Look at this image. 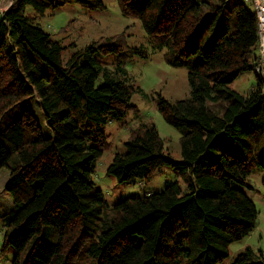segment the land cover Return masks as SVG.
Segmentation results:
<instances>
[{
  "label": "trees",
  "instance_id": "obj_1",
  "mask_svg": "<svg viewBox=\"0 0 264 264\" xmlns=\"http://www.w3.org/2000/svg\"><path fill=\"white\" fill-rule=\"evenodd\" d=\"M117 1L166 64L187 71L190 96L155 101L166 124L182 134L181 161L165 153L154 126L141 124L106 174L120 184L148 185L166 168L185 187L169 182L106 206L92 171L109 146L106 126L134 112L136 89L127 83L125 63L148 55L125 50L124 38L113 36L64 60V47L39 19L70 5L104 10L103 0H12L0 13V120L35 98L51 133L45 137L28 110L0 127V172L7 170L3 190L11 200L0 216L2 248L14 250L12 264H221L228 247L255 228L256 207L242 191L253 169L264 171L254 12L241 0ZM109 54L118 56L114 72L95 63ZM244 73H253L256 85L242 95L231 85ZM230 264H264V253L247 247Z\"/></svg>",
  "mask_w": 264,
  "mask_h": 264
},
{
  "label": "rangeland",
  "instance_id": "obj_2",
  "mask_svg": "<svg viewBox=\"0 0 264 264\" xmlns=\"http://www.w3.org/2000/svg\"><path fill=\"white\" fill-rule=\"evenodd\" d=\"M11 2L12 0H1L0 13L6 10ZM103 4L105 9L100 11L85 12L77 5L48 11L43 18L39 19V25L50 34L53 40L64 47L62 54L64 60L100 39L113 36L124 38L125 50L145 51L148 55L146 59L133 56L125 63L127 83L136 89L130 99V103L134 106V112L128 114L122 121H114L106 126L109 146L96 163L91 175L95 185L102 191L106 206L111 208L119 198H127L145 191L159 192L169 182L176 181L182 188L185 187L184 179L171 169L163 168L156 171L148 185L139 180L133 184H120L112 176L106 174V169L111 163L114 153L124 151L123 143L128 139L129 133L141 124L154 126L160 138L164 140L165 153L169 154L173 160L181 161L179 139L182 134L166 124L156 109L155 101L158 96L170 102L187 98L190 96V89L187 83V71L172 68L166 64L164 52L151 48L139 21L122 16L117 0H103ZM246 7L253 12L249 5ZM225 18L227 19L226 16H224ZM227 22H229V18ZM218 24L219 21L214 25L211 35L215 34ZM117 58L118 56L115 54L97 55L95 63L101 69H109L114 72ZM86 61L88 59H82V62ZM102 83L100 76L96 81V86ZM255 85L253 73H244L234 81L231 87L239 94L245 95L250 93ZM38 106L35 98L24 99L1 118L0 127L5 128L20 116L22 110H28L36 117L43 135L50 136L51 133L44 124ZM7 176V170L2 169L0 172V216L11 209V200L3 190ZM242 191L256 207L255 228L247 237L228 247L229 257L221 264H230L235 256L247 247L252 249L256 255H259V252L264 253L263 169H253L247 177L246 187H242ZM5 232L6 227L0 221V264H12L15 257L14 250L2 248Z\"/></svg>",
  "mask_w": 264,
  "mask_h": 264
},
{
  "label": "built area",
  "instance_id": "obj_3",
  "mask_svg": "<svg viewBox=\"0 0 264 264\" xmlns=\"http://www.w3.org/2000/svg\"><path fill=\"white\" fill-rule=\"evenodd\" d=\"M249 5L257 19V53L258 58L254 74L264 83V0H241Z\"/></svg>",
  "mask_w": 264,
  "mask_h": 264
}]
</instances>
